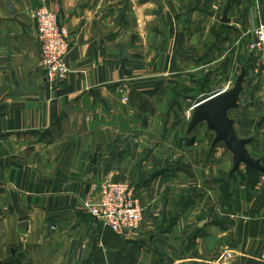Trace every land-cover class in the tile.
<instances>
[{"label":"crops","instance_id":"obj_1","mask_svg":"<svg viewBox=\"0 0 264 264\" xmlns=\"http://www.w3.org/2000/svg\"><path fill=\"white\" fill-rule=\"evenodd\" d=\"M39 7L70 33L58 84L39 65ZM260 24L264 0H0V264H264V173L232 171L225 145L205 123L188 133L183 116L244 71L229 116L264 165V85L250 46ZM202 76L210 91L196 86ZM177 91L186 108L148 121L138 96ZM93 102L135 121H102L96 106L92 117ZM82 105L86 130L64 126ZM108 180L136 188L137 231L116 234L84 210Z\"/></svg>","mask_w":264,"mask_h":264},{"label":"built area","instance_id":"obj_2","mask_svg":"<svg viewBox=\"0 0 264 264\" xmlns=\"http://www.w3.org/2000/svg\"><path fill=\"white\" fill-rule=\"evenodd\" d=\"M36 39L39 44V65L46 79L52 84L62 82L67 73L66 56L70 51V33L59 23L57 15L45 7L34 12ZM251 50L259 59V74L264 85V24L254 31ZM229 87L227 84L220 92ZM84 210L104 227L125 235L137 231L143 221L144 207L136 188L128 181L108 180L101 187L97 201L88 198L83 201Z\"/></svg>","mask_w":264,"mask_h":264},{"label":"water","instance_id":"obj_3","mask_svg":"<svg viewBox=\"0 0 264 264\" xmlns=\"http://www.w3.org/2000/svg\"><path fill=\"white\" fill-rule=\"evenodd\" d=\"M245 72L242 71L236 80L223 92H217L195 104L188 122V133L205 123L208 130L214 133L213 144L223 143L232 154L233 168L237 171L241 165L264 173V165L255 160L247 150L250 138H239L234 130V120L229 113L238 107L239 95Z\"/></svg>","mask_w":264,"mask_h":264},{"label":"rangeland","instance_id":"obj_4","mask_svg":"<svg viewBox=\"0 0 264 264\" xmlns=\"http://www.w3.org/2000/svg\"><path fill=\"white\" fill-rule=\"evenodd\" d=\"M204 77L205 76L200 77V79L196 83V86L200 87L201 91H203V90L210 91L212 89L211 84H213L212 79L208 78V77H206V79H204ZM208 80H209V82H207ZM181 93H183V92H181ZM178 94H179V91L174 92L172 94H170V93L164 94L165 96H162V100H159L158 96H152V95L144 96V95H142V96H138V101H139L138 104H142L146 109H148V108L151 109V111H150L151 113L149 112V114H148L149 115L148 121H152L154 118H159V119H162V121H164V122H166V121L168 122L167 117H170V118L174 117V115L173 116L168 115V113H169L168 110L171 108L172 111L174 109H177V111H178L179 106H176L178 104V100H179V97H177ZM183 95L187 96V92L183 93ZM135 97H137V96H135ZM126 99L127 98L125 96H122L120 101L123 104H125L124 102L126 101ZM187 104L189 105L190 102ZM103 105L106 106L107 104L104 103ZM115 105H117V104H115ZM115 105L108 104V106L104 107V106L97 105V104H95V102H93L92 104H90V106L92 107V110H90L89 112H90V114H92V117H94V115H95L94 107L96 106V107H99V109L97 111L99 112L98 115L101 114L100 118L102 121H110V122L112 121L113 123L119 122L121 125L122 124L127 125V124H130V122L135 121V116L134 117L127 116V115H124V113H122V112H120L119 114L111 113L108 109L114 108ZM115 107H117V106H115ZM84 108L85 107H83V105H82V106H77L74 110H72L71 114L69 116H67L66 119L64 120L65 121L64 123L65 124L67 123L64 126H68V124H70V121L73 120V121L77 122L76 123L77 127L75 128L77 131H80V132L85 131L86 125H84V127H83V124L85 122V121H83L84 120L83 115L85 114V111H83ZM104 108H107V110H105ZM184 108H186V106H183L182 108H180L179 111L182 112V110ZM187 111H189L188 114L183 115V116H186L185 121H187V119H190L191 114H192V111H191V113H190V110H187ZM179 113L177 114L178 116H179ZM140 121H143V119L139 120V118H138L136 120L137 123H139ZM201 130L203 132H205L203 126H201ZM88 131H90V130H88ZM204 137H205V139L210 141L211 134L208 135V134L204 133ZM219 148H220L219 150L221 152L226 153V152L222 151L221 146Z\"/></svg>","mask_w":264,"mask_h":264}]
</instances>
